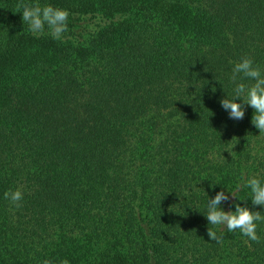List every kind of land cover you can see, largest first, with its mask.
Returning a JSON list of instances; mask_svg holds the SVG:
<instances>
[{
    "label": "trees",
    "instance_id": "16d2710c",
    "mask_svg": "<svg viewBox=\"0 0 264 264\" xmlns=\"http://www.w3.org/2000/svg\"><path fill=\"white\" fill-rule=\"evenodd\" d=\"M19 3L67 10L63 38ZM243 57L264 73V0H0V264H264V223L204 215L220 191L264 215L229 192L264 182L255 110L220 104Z\"/></svg>",
    "mask_w": 264,
    "mask_h": 264
},
{
    "label": "clouds",
    "instance_id": "9594fccd",
    "mask_svg": "<svg viewBox=\"0 0 264 264\" xmlns=\"http://www.w3.org/2000/svg\"><path fill=\"white\" fill-rule=\"evenodd\" d=\"M22 9L23 23L28 25L29 31L34 36L43 35L45 26H47L48 34L56 39L63 38V34L67 31V21L69 13L67 10L56 8L51 5L41 7L37 5H29L19 3L17 5ZM248 79L254 81L250 85L245 83H237V80ZM235 84L234 95L222 99L220 104L223 109L229 111V118L234 120H242L245 117V105L251 106L255 110L252 117V124L260 131V136H264V73L259 66L254 65V61L250 57H243L239 62L234 63L232 75L230 77ZM237 99L243 100V104L235 102ZM244 188L251 190V201L254 206H264V182L256 177H241V182L236 185L231 193V198H238L236 193ZM4 197L15 205L20 207L23 200V192L20 189L15 191H7ZM230 199L224 191H220L215 195L214 199H209L207 212L204 214L210 225L223 226L229 232L239 231L243 236L251 241H260L257 235V222L264 223V215L259 211H251L247 207H241L240 204L235 205V211H224L221 209L222 202ZM211 240L220 243L222 236L209 228L207 232Z\"/></svg>",
    "mask_w": 264,
    "mask_h": 264
}]
</instances>
